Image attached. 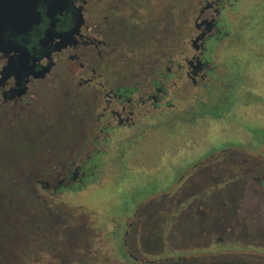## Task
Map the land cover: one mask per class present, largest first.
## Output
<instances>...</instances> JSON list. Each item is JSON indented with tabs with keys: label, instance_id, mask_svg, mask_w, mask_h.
<instances>
[{
	"label": "flooded vegetation",
	"instance_id": "flooded-vegetation-1",
	"mask_svg": "<svg viewBox=\"0 0 264 264\" xmlns=\"http://www.w3.org/2000/svg\"><path fill=\"white\" fill-rule=\"evenodd\" d=\"M35 11L0 44V193L19 214L0 219V252L264 264V0H41ZM128 181L153 193L103 218L108 256L96 210L89 223L64 209H81L89 188L94 207L115 202ZM163 236L179 255L163 258Z\"/></svg>",
	"mask_w": 264,
	"mask_h": 264
},
{
	"label": "rangeland",
	"instance_id": "rangeland-1",
	"mask_svg": "<svg viewBox=\"0 0 264 264\" xmlns=\"http://www.w3.org/2000/svg\"><path fill=\"white\" fill-rule=\"evenodd\" d=\"M155 153H156V151H153V150H148L147 151V154H149L151 157H153V155ZM166 178H168V176L165 175L164 173L161 176H158V179H161V180L163 179V181L164 180L167 181ZM128 182L129 183H126V185H127L126 187H128V189L125 188V187H124L125 189L124 188L116 189L117 193H119L120 191L121 192L118 194V197H115L113 199L115 202L99 203L98 205H96L94 207V189L91 190L89 188V189L86 190V192L83 193V195H85V196L82 197V200H81V198L77 199L78 203H79V201L82 202V203H80V204H82V208L79 207L81 209H64V211L73 212L74 216H81L84 219L85 222H87L89 218H90V220H93L94 219V210L97 211V212L95 211V215L98 216L100 218V221H101V227H100L99 235L100 234L101 235L103 234V235L102 236H98L96 240L100 244L99 248L103 250L101 252L107 254L108 256L109 255L113 256V254H111V251H109L111 249V247H112L111 246V242L112 241H111L110 237H108L106 235V231L105 230H109L113 225L110 224V221H108V220L104 221L103 218L104 219L110 218L111 220L112 219L114 220L116 217L121 216L120 212H118V210H117L118 201L123 200V202L125 203L124 206L126 205L128 208H130V207L133 206L134 203L139 201L141 198H144L146 195H149V194L153 193L152 189H154V187H153L151 182H146V181L142 182L143 186L139 190H137V188H135V186L133 185V182H131V181H128ZM107 188L99 190V192L95 196L98 197L99 199H102V200L106 199V197L108 195H111V194H108L109 192H111V190H109V189L107 190ZM124 199H125V201H124ZM31 211H33V210L25 209L24 212H22V217H26L25 213L26 212L31 213ZM35 211H37V209H35ZM15 213H16V210H14V208H9V207H7L5 205V199L2 196V193H0V219L2 217L6 216V215H12V214H15ZM16 214H18V213H16ZM16 217H19V214L16 215ZM90 220L88 221L89 223H91ZM6 226L7 227H6L5 232H8V234L11 235L12 234L11 225H6ZM2 227H3V230H4L5 229V225H2ZM117 227H118L119 230L122 229L120 224H117ZM27 229H28V226H25L24 230L27 231ZM112 230L114 231L115 229H112ZM183 234H184V229H182L180 227H178L175 230V232H174V236H176V237H179V236H181ZM89 238H90V241H91V237H89ZM101 238H104V239H101ZM163 238H164V236L162 237L161 246L163 248H165V247L166 248H170L168 246L169 245L168 244V240L165 241ZM3 240H4V238H3ZM6 244L9 247V248L7 247V249H9L7 252L10 253L11 255L13 254V255H16L18 257L17 258V262H15L14 264H42V262L33 263V260H32L33 258L28 254V252L26 250V247H25V249H22L20 253H19L18 250H17L18 253H16L15 249L14 250L10 249L12 247V244H10V243L8 244L7 242H6ZM166 248H165V251L163 252V256H164L163 258L171 257V255L172 256L179 255L176 252L171 253V251H168ZM114 252H115L116 255H122L120 247H116L114 249ZM197 252L198 251L196 250L195 252H192L191 254L195 253V256H199ZM189 254H190V252H189ZM5 264H13V262L12 261H8Z\"/></svg>",
	"mask_w": 264,
	"mask_h": 264
},
{
	"label": "water",
	"instance_id": "water-1",
	"mask_svg": "<svg viewBox=\"0 0 264 264\" xmlns=\"http://www.w3.org/2000/svg\"><path fill=\"white\" fill-rule=\"evenodd\" d=\"M41 0H0V44L6 30L29 27L37 20L36 4Z\"/></svg>",
	"mask_w": 264,
	"mask_h": 264
},
{
	"label": "trees",
	"instance_id": "trees-1",
	"mask_svg": "<svg viewBox=\"0 0 264 264\" xmlns=\"http://www.w3.org/2000/svg\"><path fill=\"white\" fill-rule=\"evenodd\" d=\"M8 251V250H7ZM7 251H3L0 252V264H5L8 261H12V255L10 253H8Z\"/></svg>",
	"mask_w": 264,
	"mask_h": 264
}]
</instances>
